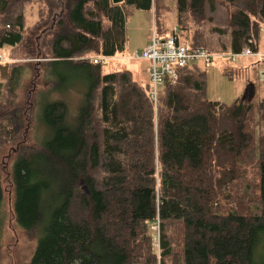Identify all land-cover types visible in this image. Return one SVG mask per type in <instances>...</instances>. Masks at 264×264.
Returning <instances> with one entry per match:
<instances>
[{"label": "trees", "instance_id": "1", "mask_svg": "<svg viewBox=\"0 0 264 264\" xmlns=\"http://www.w3.org/2000/svg\"><path fill=\"white\" fill-rule=\"evenodd\" d=\"M29 1L0 0V50L23 43ZM217 5L228 13L227 27L213 30L230 40L211 51L199 30L206 8ZM132 10H153L160 38L172 35V10L175 36L211 52H258L264 27V0L73 5L74 31L50 37L45 53L56 82L49 92H61L70 81L63 73H71L78 88L86 86L82 103L70 123L64 101L41 99L46 151L12 166L16 222L37 234L29 264H264V98L210 101L208 67L192 65L178 68L175 82L165 80L154 103L149 78L140 82L127 69L106 72L108 62L92 63L90 56H122ZM220 63L234 79L235 63ZM12 64L0 63V148L16 135L10 98L19 70ZM245 165L256 172L259 212L242 209L237 196L230 201ZM151 225L158 227L157 247Z\"/></svg>", "mask_w": 264, "mask_h": 264}, {"label": "rangeland", "instance_id": "2", "mask_svg": "<svg viewBox=\"0 0 264 264\" xmlns=\"http://www.w3.org/2000/svg\"><path fill=\"white\" fill-rule=\"evenodd\" d=\"M30 1L23 13L25 26L28 29L23 43L17 48L6 46L0 50L4 60L11 61L12 68L19 70L15 79V90L10 98V110L14 118L16 135L12 141L0 148V264H29L37 244L36 232H26L16 222L12 166L20 157H29L32 154L46 151L43 143L48 139L50 132L41 121L38 105L42 100V103L48 102L56 96V100H62L67 104L68 120L73 123L86 90V86H83L84 82H81L78 88L75 75L72 76L71 73L65 72L64 77L70 76L68 84L66 83L63 90L56 93L57 95L49 92L56 82L48 69L51 59L45 53L50 37L74 31L70 20V10L78 0ZM206 16L207 19L199 30L205 36L206 48L211 51L221 50V46L229 44V33L220 35L213 29L227 27L228 13L222 5H217L213 11L207 7ZM153 21L151 12L132 10L125 25L126 48L122 53L128 60L109 61L104 66V71L114 72L127 69L132 71L137 81L148 79L149 63L144 60H135L133 56L135 53L142 52L150 43L154 30ZM166 24L169 31L175 27L176 18L172 10L167 15ZM195 29L192 27L189 35H192ZM243 63L245 59H238L235 63L238 66V74L234 79H229L224 74L225 65L220 62L206 69L205 90L208 100L231 105L243 97L246 86L250 82L254 84L255 102L264 98V82L260 79L258 69L256 67L244 69L240 66ZM253 158L254 152H250L246 161L251 162ZM252 167L245 165L246 172L238 180L234 189L236 193L230 201L232 202L237 196L240 204H244L242 209L245 210L250 206L252 212L253 210L259 212L255 190L256 172ZM157 231V225L150 226V234L155 247H157Z\"/></svg>", "mask_w": 264, "mask_h": 264}, {"label": "built area", "instance_id": "3", "mask_svg": "<svg viewBox=\"0 0 264 264\" xmlns=\"http://www.w3.org/2000/svg\"><path fill=\"white\" fill-rule=\"evenodd\" d=\"M175 28L172 30V35L167 38H160L153 30L150 43L140 53H135L133 59L144 60L149 63L147 74L151 84L150 97L155 103L159 88L164 84L165 80H170L172 83L177 80V69L201 65L210 67L214 63L222 61H230L236 63L238 59L255 58L261 66L260 77L264 81V53L254 52L248 48L243 49L239 53H223L211 52L201 47H191L185 42H182L175 36ZM114 57H91L89 60L95 64L105 65L113 60ZM4 62L0 55V63Z\"/></svg>", "mask_w": 264, "mask_h": 264}, {"label": "crops", "instance_id": "4", "mask_svg": "<svg viewBox=\"0 0 264 264\" xmlns=\"http://www.w3.org/2000/svg\"><path fill=\"white\" fill-rule=\"evenodd\" d=\"M152 16H153V10L151 11ZM174 29V28H173ZM172 29V30H173ZM145 49V48H144ZM143 49V50H144ZM142 50V51H143ZM258 51L260 53H264V27L261 29V39H260V43H259V47H258ZM121 59H126L128 60L126 57L122 56H117L115 57L113 60L114 61H119ZM245 59V63H243L242 65H240L241 67H243L244 69H248L249 67H256L258 69V73H260L261 70V66L259 65L258 61L253 58V57H249V58H242ZM247 61V62H246ZM238 67V66H237ZM132 72V71H131ZM260 76V74H259ZM261 79V77H260Z\"/></svg>", "mask_w": 264, "mask_h": 264}, {"label": "water", "instance_id": "5", "mask_svg": "<svg viewBox=\"0 0 264 264\" xmlns=\"http://www.w3.org/2000/svg\"><path fill=\"white\" fill-rule=\"evenodd\" d=\"M113 3H119L122 0H112ZM255 95V88L253 83H248L246 89L244 91L243 97L241 98L242 101H251Z\"/></svg>", "mask_w": 264, "mask_h": 264}]
</instances>
